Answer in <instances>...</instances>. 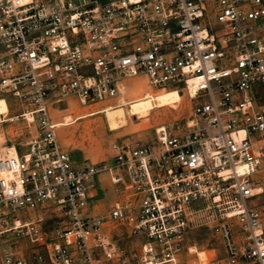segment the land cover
<instances>
[{
  "label": "built area",
  "instance_id": "obj_1",
  "mask_svg": "<svg viewBox=\"0 0 264 264\" xmlns=\"http://www.w3.org/2000/svg\"><path fill=\"white\" fill-rule=\"evenodd\" d=\"M138 75L189 94V131L159 125L111 161L61 149L52 99L100 102ZM0 96L34 129L0 156V235L37 247L5 245L3 264H264V0H0ZM51 204L52 230L21 214ZM196 217L215 258L181 256Z\"/></svg>",
  "mask_w": 264,
  "mask_h": 264
},
{
  "label": "rangeland",
  "instance_id": "obj_2",
  "mask_svg": "<svg viewBox=\"0 0 264 264\" xmlns=\"http://www.w3.org/2000/svg\"><path fill=\"white\" fill-rule=\"evenodd\" d=\"M165 90L170 89L154 88L146 76L138 75L120 81L117 95L100 102L84 105L79 97L72 94L65 100V106L54 98L50 101L51 114L55 115L57 122L63 121L58 122L56 129L58 140L67 147L66 151L73 155L75 161L95 163L111 161L123 142L153 140L159 125H167L174 132L189 131L193 119L192 99L186 91L183 96L177 90ZM19 110L14 106L10 108L8 100L0 96V150H6V153L14 144H26L29 131L33 129L23 120L3 122L4 118H12L13 113ZM67 114L83 117L65 123ZM109 201L110 197L100 195L95 199V209L109 208ZM21 214L32 220H41L50 230L58 226L60 220V212L52 204ZM195 220L186 235V247L181 256L196 259L198 254L203 260L215 258L222 252L223 246L213 231L214 223L197 217ZM119 240L122 246L128 245L137 251H141L146 241L143 235L127 237L125 228L119 231ZM5 245L18 248L27 256L37 249L26 238L16 234L0 235V264H3L1 259ZM193 246L197 253L191 252Z\"/></svg>",
  "mask_w": 264,
  "mask_h": 264
},
{
  "label": "bare ground",
  "instance_id": "obj_3",
  "mask_svg": "<svg viewBox=\"0 0 264 264\" xmlns=\"http://www.w3.org/2000/svg\"><path fill=\"white\" fill-rule=\"evenodd\" d=\"M172 90H177V91L179 92V94L183 95V94L181 93V91H180L179 89H177V88L170 89V90H165V91H172ZM183 96H184V95H183ZM11 119H12V118L9 117L7 120L4 119L3 122H6V121L10 122ZM72 120H73V116H72V115H67L65 122L67 123V122H70V121H72ZM6 152H7L6 150H0V156H3V155L8 154V153H6ZM9 153L14 154V148L11 147V150L9 151ZM191 252H196V253H197V249H196V247L193 246V247L191 248Z\"/></svg>",
  "mask_w": 264,
  "mask_h": 264
},
{
  "label": "crops",
  "instance_id": "obj_4",
  "mask_svg": "<svg viewBox=\"0 0 264 264\" xmlns=\"http://www.w3.org/2000/svg\"><path fill=\"white\" fill-rule=\"evenodd\" d=\"M59 102H61V103H64L65 104V106H66V103H65V101H59ZM50 115L52 116V114H51V110H50ZM67 115H71V114H67ZM73 116V115H72ZM67 117V116H66ZM65 117V118H66ZM83 116L82 115H78V116H76V117H74L73 116V120H75V121H77V120H79L80 118H82ZM9 118V117H8ZM8 118H4L5 120H7ZM52 118H53V120L54 121H56L57 119L55 118V115H53L52 116ZM65 120V119H64ZM6 122H8V121H6ZM57 122V121H56ZM58 122H63V121H58ZM57 122V123H58ZM66 123V122H65ZM57 126H58V124H57ZM63 126H65V125H63ZM57 129V128H56ZM58 136V135H57ZM29 139V138H28ZM59 144H60V142H59ZM60 147H61V149L62 150H64V151H66V148L67 147H65V146H62L61 144H60ZM68 152V151H67ZM73 156V155H72ZM74 158V157H73ZM75 160V159H74ZM108 208L106 207V206H103L102 208H101V211H105V210H107Z\"/></svg>",
  "mask_w": 264,
  "mask_h": 264
}]
</instances>
